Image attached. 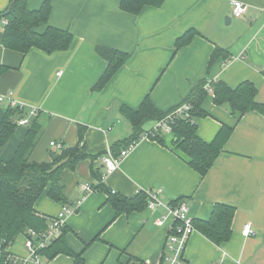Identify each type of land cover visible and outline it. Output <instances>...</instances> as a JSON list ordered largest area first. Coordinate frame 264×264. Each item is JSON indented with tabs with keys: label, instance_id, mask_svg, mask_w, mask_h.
<instances>
[{
	"label": "crops",
	"instance_id": "crops-1",
	"mask_svg": "<svg viewBox=\"0 0 264 264\" xmlns=\"http://www.w3.org/2000/svg\"><path fill=\"white\" fill-rule=\"evenodd\" d=\"M11 1L0 0V12ZM44 1L29 0L28 7L38 10ZM121 1L52 0L49 23L38 32L47 26L69 31L74 40L66 51L32 48L24 55L9 50L0 22V94L12 93L25 115L39 111L36 122L42 133L30 161L56 159L62 150L51 146L53 142L64 149L82 147L86 155L74 170L61 173L65 202L45 193L38 199L35 210L40 216L50 219L64 205L74 207L84 196L82 184L96 186L105 171L102 157L109 149L122 148L134 134L122 106L137 110L149 97L156 109L167 113L201 83L220 81L232 90L251 83L256 103L264 106V0H237L249 6L239 19L232 15L233 0H164L158 7L145 6L138 15L123 11ZM189 33V43L177 47ZM100 48L128 54L129 60L104 89L95 90L108 66ZM217 49L222 52L211 62ZM8 107L0 104V124ZM201 107L206 116L195 120L201 140L211 143L224 126L231 128L206 174L190 166L174 134H164L163 143L142 140L108 178L106 190L85 195L79 211L68 217L61 245L81 254L83 264H165L172 226L168 211L144 207L117 214L112 203L113 196L133 199L162 189L164 203L186 202L194 221H209L215 205L235 208L230 240L217 245L195 228L184 251L185 264H264V114H230L216 105L215 93H208ZM156 123L147 121L145 131ZM26 133V127L16 129L1 161L13 157ZM164 217L165 225H156ZM247 224L255 236L242 235ZM10 250L25 254L23 235ZM48 262L76 264V259L59 254Z\"/></svg>",
	"mask_w": 264,
	"mask_h": 264
},
{
	"label": "trees",
	"instance_id": "trees-1",
	"mask_svg": "<svg viewBox=\"0 0 264 264\" xmlns=\"http://www.w3.org/2000/svg\"><path fill=\"white\" fill-rule=\"evenodd\" d=\"M28 1L16 0L14 2L12 0L8 8L0 12V22H7L4 25V46L24 55L32 48L47 53L68 50L74 40L69 31L47 26L43 33L38 32L40 26L49 23L52 13V0H45L38 10H30ZM163 2L164 0H122L120 7L125 12L138 15L145 6L158 7ZM191 34L193 33L179 39L177 47L189 43ZM99 52L108 61V66L96 84L95 90L104 89L129 60L128 54L109 53L101 48ZM220 52H222L221 49L214 52L211 62L217 58ZM205 83L197 86L192 96L184 102L192 106L190 117H180L173 124L175 145L188 157L190 166L201 175L206 174L212 167L231 132L230 127L224 126L211 143L204 142L197 135L195 120L206 116L201 107L208 97ZM212 88L215 93L216 105L223 107L225 103H230L233 113L245 114L255 111L264 114V106L256 103V88L251 83H244L236 90H232L220 81L213 84ZM120 111L131 122L134 134L122 148H112L114 153L125 148L130 142L139 139L146 132L144 125L147 121H160L171 112H160L149 97L142 102L137 110L122 106ZM24 116L25 111L18 107L9 106L7 108L0 124V154L19 127L17 121ZM24 127L27 129V133L13 157L8 161L0 160V243L3 244L4 248L12 245L20 235L29 230L41 231L48 227V218L40 216L35 210L36 202L44 193L56 202H65L61 173L64 169L74 170L77 163L86 157L82 152V147L74 149L62 147L61 153L56 154V159L51 163L32 162L30 161V154L42 133V129L37 124L36 118H33ZM150 137L151 140L163 143V135L157 134ZM101 176L102 174L97 177L96 186L94 185L98 191L100 189L106 190L105 184L100 183ZM112 194L114 195V193ZM113 197L115 198L112 203L117 214L123 211L129 213L133 210L147 208L148 198L145 193H140L133 199ZM234 215V207L215 205L210 220L194 221V227L210 241L221 245L231 238ZM63 233H65V228ZM61 236L43 253L48 261L59 254H67L75 257L76 264H83L81 254L73 253L66 244L61 245ZM0 264L4 263L0 262Z\"/></svg>",
	"mask_w": 264,
	"mask_h": 264
},
{
	"label": "built area",
	"instance_id": "built-area-1",
	"mask_svg": "<svg viewBox=\"0 0 264 264\" xmlns=\"http://www.w3.org/2000/svg\"><path fill=\"white\" fill-rule=\"evenodd\" d=\"M231 4L232 15L234 18H242L249 10V6L241 1L233 0ZM2 23L3 25L7 24L6 21H3ZM205 89L209 94L214 95V90L211 85H206ZM3 103H9V106L13 108L18 107L24 110V105L15 102L12 93L0 94V104ZM191 109L192 106L189 103H184L172 110L164 119L157 121L152 130L145 132L139 139L130 142L125 148L120 150L119 153L116 154L109 149L102 157L105 171L101 176L100 183L105 184L107 182L108 178L121 167L124 159L135 150L140 141L150 139V136H155L157 134H173L174 122L180 117L189 118ZM38 112L37 109L29 111L27 115L21 117L17 121L18 126L24 127L29 124L33 118L38 116ZM51 146H56L59 149L62 148V145L54 142L51 143ZM81 190L84 196L76 202L74 207L64 205L55 217L48 218V227L45 230H29L23 234L25 249V254L23 256H18L12 253L10 249L13 244L4 248L3 244L0 243V262H3L4 264H49L43 253L62 235L68 217L79 211L85 195L98 191L94 187V184L90 183L82 184ZM112 193L115 194L116 192L112 191ZM146 194L148 198L147 209L155 210L158 207H163L168 211L172 218V226L166 240L168 256L165 259V264H185L184 251L190 236L195 232L194 220L189 216L188 204L184 201H176V203L173 202L170 204L164 203L162 189L148 192ZM156 225L164 226L165 217L157 219ZM242 235L245 238L253 237L256 235V231L251 224H247L243 228Z\"/></svg>",
	"mask_w": 264,
	"mask_h": 264
},
{
	"label": "water",
	"instance_id": "water-1",
	"mask_svg": "<svg viewBox=\"0 0 264 264\" xmlns=\"http://www.w3.org/2000/svg\"><path fill=\"white\" fill-rule=\"evenodd\" d=\"M16 0H14L15 2ZM225 111H227L228 113L232 114L233 113V110H232V107L230 105V103H225L222 107Z\"/></svg>",
	"mask_w": 264,
	"mask_h": 264
},
{
	"label": "rangeland",
	"instance_id": "rangeland-1",
	"mask_svg": "<svg viewBox=\"0 0 264 264\" xmlns=\"http://www.w3.org/2000/svg\"><path fill=\"white\" fill-rule=\"evenodd\" d=\"M148 130H150V129H148Z\"/></svg>",
	"mask_w": 264,
	"mask_h": 264
}]
</instances>
